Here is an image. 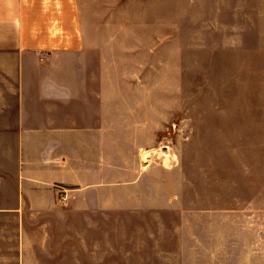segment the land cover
<instances>
[{
  "label": "crops",
  "instance_id": "1",
  "mask_svg": "<svg viewBox=\"0 0 264 264\" xmlns=\"http://www.w3.org/2000/svg\"><path fill=\"white\" fill-rule=\"evenodd\" d=\"M93 4L0 0V264H99L101 212L175 206L142 51L101 43Z\"/></svg>",
  "mask_w": 264,
  "mask_h": 264
},
{
  "label": "rangeland",
  "instance_id": "2",
  "mask_svg": "<svg viewBox=\"0 0 264 264\" xmlns=\"http://www.w3.org/2000/svg\"><path fill=\"white\" fill-rule=\"evenodd\" d=\"M93 11L101 43L142 51L129 67L163 109L145 159L174 171L177 191L162 213L101 212L99 264H264V0H94Z\"/></svg>",
  "mask_w": 264,
  "mask_h": 264
}]
</instances>
